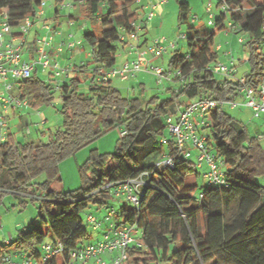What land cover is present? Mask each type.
<instances>
[{
    "label": "trees",
    "instance_id": "trees-1",
    "mask_svg": "<svg viewBox=\"0 0 264 264\" xmlns=\"http://www.w3.org/2000/svg\"><path fill=\"white\" fill-rule=\"evenodd\" d=\"M68 1L72 6L79 3L101 28L84 32L91 60L75 63L73 74L58 82L57 89L40 79L37 69L18 81L27 106L54 104L58 93L62 123L49 133L47 141H17L7 127L6 139L0 142V202L5 193H12L21 204L40 202L38 225L23 228L15 238L1 243L0 262L38 259L44 243H61L64 252L42 264H67L69 251L92 243L80 212L90 204L109 209L111 199L122 198H113L110 186L141 176L146 182L142 190H146L138 207L125 200L113 217L96 219V228L87 221L91 213L85 219L93 230H104L103 238L110 232V223L114 228L126 225L139 232L132 235L136 242L125 248L124 264H264V189L255 179L264 174V149L258 137H249L222 109V102L240 95V84L217 77L208 68L218 62L214 36L227 27L224 19L228 18L235 33L247 35L250 69L242 76L244 82L258 87L264 71V0H245L249 6H243V0H218L219 7L222 2L227 4L226 12L214 15L213 24L207 25L212 26L210 31H204L201 24L189 27V35L182 34L189 51L181 54L174 49L168 60V69L179 70V75L163 94L156 92L148 98L125 97L111 79L97 78L99 69L116 67L117 51L120 45L122 49L127 45L120 36L130 32L131 21L137 20L145 5L136 0ZM40 2L0 0V14L6 11L8 21L16 25L27 15L35 17ZM189 12V4L178 1L179 25ZM144 20L150 19L145 16ZM139 24L137 35L142 29ZM203 98L220 103L205 114L209 123L206 134L208 145L222 158L225 177L223 184L205 183L204 187L197 184L199 169L194 161L177 152L173 138L165 137L167 116L176 113V107L183 109ZM119 127L125 133L115 150H91L79 167L80 186L64 191L59 163ZM164 155L171 156L173 167H156Z\"/></svg>",
    "mask_w": 264,
    "mask_h": 264
},
{
    "label": "built area",
    "instance_id": "built-area-1",
    "mask_svg": "<svg viewBox=\"0 0 264 264\" xmlns=\"http://www.w3.org/2000/svg\"><path fill=\"white\" fill-rule=\"evenodd\" d=\"M136 1L140 2L141 0ZM166 1L159 0L157 3L149 4L150 10L146 14V19H151L154 16L156 7L159 4H164ZM44 6L45 0H41L35 16L40 18L44 15ZM62 6L71 7L72 4L68 2ZM227 8V4L222 2L220 10L225 13ZM206 10L208 13L207 25H212L215 14L212 12L211 3L207 5ZM34 18L27 15L16 25H12L8 21L6 11L0 14V142L6 139L8 111L10 109L21 110L27 106V100L21 96L17 88L19 80L31 76L32 71L37 69L39 65L43 69L50 67L51 75L58 79L65 78L74 69L75 63L60 67L58 57L64 48L67 51H72L80 45V41L70 40L55 44L54 35L56 31L46 22H43L40 26V31L43 33L35 35L30 40L29 36L35 23ZM68 24L72 25L73 19H69ZM131 27L130 32L121 35L120 38L121 40H127L129 52L134 53L136 57L131 62L126 61L122 65H119V67H114L107 71L99 69L97 71V78L112 79L119 77L120 79H125L133 76L138 71H152L159 81L167 80L170 83L173 82L174 77L179 75V70H165L161 66H153L152 63L153 59L161 56L167 49V46L163 44L164 39H156L152 44L141 49L136 39L140 24L134 20L131 21ZM226 28L234 31V26L230 21L227 22ZM132 40H135L136 43H132ZM238 41L243 43V38L239 37ZM30 42L33 53H31L30 59H25L23 55L28 52ZM168 46L173 48L175 45L173 42H169ZM79 64H83V62H79ZM208 68L215 74H221L237 81L240 84L239 96H242L244 104L256 114L264 113V71L261 82L255 89L250 85H246L242 76L236 75L232 62L231 65L216 62ZM58 82L60 83V81ZM58 82L55 84V89L58 87ZM234 100L225 102H230L234 106L237 104ZM219 104V101L215 99H195L176 112L175 118L173 117L175 113L168 115L166 118L167 127L175 142L177 152L189 158L191 148L198 151V156L194 163L199 170H203V163H205L206 168L203 170L202 176L209 185L225 183L222 158L216 150L214 151L208 145L206 134L209 123L205 119V114L216 108ZM124 133L122 132L121 135ZM161 141L166 142V139L161 138ZM156 167H173L171 156L164 155L160 161L156 162ZM145 184L146 182L141 176L125 179L110 186V194L113 198L124 196L133 206L138 207L140 196L143 192L142 187ZM115 213L116 210L110 207L105 214L106 219L113 217ZM87 221L92 224L93 228L99 226L96 218L92 215L87 216ZM108 230L112 233L108 232L102 240L85 245L82 249L69 251L67 264H90V260H93L94 264H124L127 258L126 246L136 242V239L131 234L134 228L126 225L114 228V225L110 223ZM64 250V246L61 243L54 245L44 243L42 245V255L38 259L23 257L21 261L16 262L6 258L0 264H42L44 261L62 254ZM105 255L112 256L107 260L103 257Z\"/></svg>",
    "mask_w": 264,
    "mask_h": 264
},
{
    "label": "rangeland",
    "instance_id": "rangeland-1",
    "mask_svg": "<svg viewBox=\"0 0 264 264\" xmlns=\"http://www.w3.org/2000/svg\"><path fill=\"white\" fill-rule=\"evenodd\" d=\"M159 0L148 1L146 7L143 6V10L137 17V22L142 23L145 21V16L150 10L149 4L157 3ZM178 1H185L190 6V12L188 14L187 20L179 25L178 23ZM69 1L65 0L63 3H56L55 0H45L44 12L45 18H54L55 10H58V19L46 20L51 26L57 24V27L63 28L64 30L68 27L70 28V36L65 41H80L79 47H86L87 55L90 54L89 47L83 41V34L88 29H94L99 31L101 25L99 21L90 19L84 11L82 10L79 3H74L73 6H62L67 4ZM145 2V1H144ZM243 6H249L247 1H242ZM211 3L213 14H218L220 12V7L218 6V0H167L164 4H159L155 9V16L145 22L147 28L141 29L138 32L137 41L139 42L141 49H144L147 45L152 44L156 39H164L163 44L167 46V49L162 53L158 60L153 64V66H161L165 70H168V60L170 58L171 52L175 49L181 54H185L189 51L188 40L182 38V34L189 35L192 25L204 24V31H210L212 26H207L208 13L207 5ZM51 9V10H50ZM76 15L75 20L73 19V24L69 25L68 20L69 15ZM228 18L224 20L227 25ZM66 23V24H64ZM206 24V25H205ZM43 33V32H42ZM55 37V35H54ZM233 37L231 45L227 44L229 38ZM243 38V44L238 41V38ZM247 35L243 33H235L230 28L220 29L215 33L214 45L215 48L218 44L222 46L221 50H217L219 54L218 62L231 65L233 63L232 59H235V66L233 65L234 71L238 75H244L250 69V63L248 62V52L246 50L245 42ZM146 39V43H143ZM136 43L135 40L131 41ZM169 42L174 43V47L170 48L168 46ZM143 43V44H142ZM230 49L233 50V54H227L226 52ZM74 50V49H73ZM124 50V51H123ZM66 49L59 54L58 62L60 67H65L67 63L71 60L66 56ZM264 54V47L261 48ZM129 46L126 45L124 49L120 45L117 55L115 66L119 67L124 62H131L136 56L134 53L129 52ZM86 59H90V55ZM84 59L83 61H86ZM91 60V59H90ZM77 64L79 62H76ZM50 67L43 69L42 66L37 67V76L43 81L52 82L55 85L61 78L53 77L51 74ZM217 77H221V74H216ZM52 78L51 81L49 79ZM83 78V77H82ZM112 84L116 86L125 97H145L148 98L156 92H161L165 90L167 84L170 83L167 80L159 81L158 77L152 73V71H138L133 76L125 79H120L119 77L112 78ZM141 83L144 84V92L141 91ZM58 93H55L54 104H43L37 107L27 106L23 108L21 116H11L8 119L9 129L15 134V140L20 142H26L31 140H42L47 141L50 132L55 131L61 126L62 115L57 110L58 105ZM234 106L230 102H224L221 104L222 109L225 113L231 116L236 124L243 127L249 137H258L261 147L264 149V113H255L249 107H247L242 96H238L235 100ZM176 115V114H175ZM173 114V117L175 116ZM121 128V127H120ZM165 137L167 139H172V135L169 132L168 127L165 130ZM119 138V131L115 129L110 130L106 134L102 135L95 141L82 147L74 154L64 158L59 163V173L62 179L64 191H72L80 186V174L79 167L83 165L90 154L91 150H96L98 153H110L115 150L116 142ZM191 148V146L188 145ZM215 151V150H214ZM198 156V151L191 148V154H189V159L195 161ZM203 170H199V175L196 178L197 184L200 186H205V179L202 177ZM256 182L261 185L264 189V174L256 176ZM264 194V193H263ZM264 197V196H263ZM125 197L122 196L121 200H110L108 207H113L115 210L119 209V206L125 201ZM39 200L27 201L25 204L19 203V199L15 197L12 193H5L0 202V244L8 241L11 238H15L19 231L23 228H30L38 225L39 222ZM107 208L104 206H97L95 204L88 205L84 210L80 212L83 223L87 227L88 233L90 235L88 241L95 243L98 240L103 239L102 228L93 230L90 225L85 221L86 215L91 213L98 220H103ZM132 235L138 236L139 232H132ZM48 239H50L48 237ZM90 264H94L93 260L89 261Z\"/></svg>",
    "mask_w": 264,
    "mask_h": 264
},
{
    "label": "crops",
    "instance_id": "crops-1",
    "mask_svg": "<svg viewBox=\"0 0 264 264\" xmlns=\"http://www.w3.org/2000/svg\"><path fill=\"white\" fill-rule=\"evenodd\" d=\"M145 1V2H144ZM148 1H154V0H141V3L142 4H148ZM146 6V5H145ZM51 10V9H50ZM45 13L46 12H44V15H45ZM58 16H59V13H58V11H57V9L55 10V16H54V18H52L51 19V17L50 18H45V17H37V16H35V23H34V26H33V28H32V31H31V33H30V36H29V39L30 40H32L33 38H34V36L35 35H38V34H42V32L40 31V26H41V24L43 23V22H46V20H53V19H58ZM154 16H155V12H154ZM69 17L70 18H73L74 20H75V18H76V15L74 14V15H72V14H70L69 15ZM226 19V18H225ZM224 19V20H225ZM47 23V22H46ZM146 23L147 22H142L141 23V27H142V29L144 28H147V25H146ZM49 24V23H48ZM64 24H66V23H64ZM52 29L54 30V31H56V33H55V37H54V43L55 44H57V43H59V42H62V41H65L66 39H68L69 38V36L71 35L70 34V28H66L65 30L61 27V28H59V27H57V24H53L52 26ZM141 31V30H140ZM70 34V35H69ZM232 39H233V37H230L229 38V42H227V44H229V45H231V43H232ZM143 43H145L146 42V39L144 40V41H142ZM31 42H30V44H29V46H28V52H26V53H24V55H23V57L25 58V59H30L31 58V53H33L32 51H33V49L31 48ZM219 46V47H218ZM86 47H76V48H74V50H72V51H64V52H66L65 54H66V56H68V58H70L71 60H73V61H70L69 63H67V65L68 64H71V63H76V62H84L83 60L84 59H86V55H87V53L85 52L86 50ZM215 50H221L222 49V46H220L219 44L214 48ZM53 51V50H52ZM124 51V50H123ZM227 54H233V50L232 49H230L229 51H227L226 52ZM90 55V56H89ZM89 55H87V56H89L90 57V59H91V54H89ZM90 59H86V61H89ZM158 59H153L152 60V63L153 64H156L155 62L157 61ZM232 61H233V65L235 66V59H232ZM234 71H236L235 70V68H234ZM73 73H69V75H72ZM237 76H243V75H238V74H236ZM64 80V78H61L60 79V82L61 81H63ZM170 85H172V83H168L167 84V87L168 86H170ZM142 87H144V84L143 83H141V88ZM180 109H182V108H178V107H176L175 108V111L176 112H178ZM23 110V109H22ZM22 110H12V109H10L9 111H8V114H7V122H8V119H9V117H11V116H21V113L22 112H20V111H22ZM176 115H177V113H175ZM174 114V115H175ZM175 115V116H176ZM7 127H8V132L9 133H12L11 132V130L9 129V125H7ZM116 130L117 131H119V138H120V136H121V133H122V128H116ZM13 135V137L15 138V134L13 133L12 134ZM206 168V165H205V163H203V170ZM203 174V173H202ZM203 177V176H202ZM103 228H105V226L103 225ZM105 259H109L110 258V256L109 255H105V256H103Z\"/></svg>",
    "mask_w": 264,
    "mask_h": 264
},
{
    "label": "water",
    "instance_id": "water-1",
    "mask_svg": "<svg viewBox=\"0 0 264 264\" xmlns=\"http://www.w3.org/2000/svg\"><path fill=\"white\" fill-rule=\"evenodd\" d=\"M145 190H146V187L143 189V192H144ZM143 192H142V193H143ZM141 196H142V195H141ZM141 196H140V198H141Z\"/></svg>",
    "mask_w": 264,
    "mask_h": 264
}]
</instances>
